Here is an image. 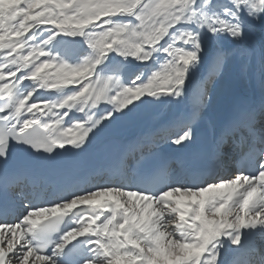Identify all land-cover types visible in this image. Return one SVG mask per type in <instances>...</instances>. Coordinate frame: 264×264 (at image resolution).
<instances>
[{
    "label": "snow or ice",
    "instance_id": "6c2138e0",
    "mask_svg": "<svg viewBox=\"0 0 264 264\" xmlns=\"http://www.w3.org/2000/svg\"><path fill=\"white\" fill-rule=\"evenodd\" d=\"M257 55L264 90V0H0V167L20 153L50 175L0 206V264H250L257 239L264 250V98L216 127L228 175L148 166L158 152L76 162L146 106L177 109L161 142L195 144L229 61Z\"/></svg>",
    "mask_w": 264,
    "mask_h": 264
},
{
    "label": "bare ground",
    "instance_id": "6f19581e",
    "mask_svg": "<svg viewBox=\"0 0 264 264\" xmlns=\"http://www.w3.org/2000/svg\"><path fill=\"white\" fill-rule=\"evenodd\" d=\"M251 59L254 61L253 66L252 61H248V59L242 62L244 65L239 64L241 62L240 58H234L229 61L225 69L223 80L217 84L212 92L213 102L204 119L197 125V133L202 130L214 135L216 127L224 117L223 113L225 108L231 103L234 94L240 91V86L244 85V80L249 76V71L252 70L253 67L254 69L257 68V73L254 77L251 75V78L254 79L253 84L255 93L259 98H264V90H262L260 83L259 56L257 55L255 58ZM246 71H248V73H246ZM242 73H244V75H242ZM193 97L195 98V89L193 90ZM176 113L177 109L175 107L170 108L166 105L146 106L134 114L132 118L120 122L118 125L102 134L97 139L92 149L96 150L103 148L114 140H119L122 143L129 144L128 147H132L133 142H131V139L136 135V140H138L139 145L146 143L147 140H159V137L155 135L156 130L162 123L171 120ZM165 144L168 147L175 146L168 143ZM232 258L233 253H229L225 259L231 260Z\"/></svg>",
    "mask_w": 264,
    "mask_h": 264
}]
</instances>
